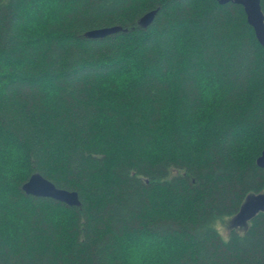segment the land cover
I'll return each mask as SVG.
<instances>
[{"label": "trees", "instance_id": "trees-1", "mask_svg": "<svg viewBox=\"0 0 264 264\" xmlns=\"http://www.w3.org/2000/svg\"><path fill=\"white\" fill-rule=\"evenodd\" d=\"M263 149L242 5L0 0V264H264V211L218 228L264 193ZM34 172L82 206L25 194Z\"/></svg>", "mask_w": 264, "mask_h": 264}, {"label": "water", "instance_id": "water-1", "mask_svg": "<svg viewBox=\"0 0 264 264\" xmlns=\"http://www.w3.org/2000/svg\"><path fill=\"white\" fill-rule=\"evenodd\" d=\"M218 2L220 4L234 2L242 5L247 14L249 24L254 28L259 42L264 47V11L262 9L261 0H218ZM158 11L159 8H156L143 14L138 20V25L142 28L149 27L158 14ZM127 30V28H124L121 25H113L88 30L84 33V35L88 38H102L107 35ZM257 164L260 167H264V149L261 155L257 158ZM22 190L27 195L52 198L65 203L70 207L82 206V200L77 190L58 187L53 181L46 178L40 172L32 173L29 179L23 183ZM256 194L257 195L252 196L248 201H245V199V202H243L239 212L235 214L237 216L234 223L235 227L240 224H245L247 229V222L260 211H264V193ZM229 226L230 229L234 228L232 225Z\"/></svg>", "mask_w": 264, "mask_h": 264}, {"label": "rangeland", "instance_id": "rangeland-1", "mask_svg": "<svg viewBox=\"0 0 264 264\" xmlns=\"http://www.w3.org/2000/svg\"><path fill=\"white\" fill-rule=\"evenodd\" d=\"M255 195H257V194L256 193H250L245 201H248L252 196H255ZM236 219H237V216L234 215V216L227 217V218L223 219L222 221H220L218 228H219V231L222 233L223 236H228L229 231L231 230L229 225H232V227H234L239 232L245 231V229H246L245 224H240V225H237L236 227L234 226ZM248 226H249V221L247 222V227Z\"/></svg>", "mask_w": 264, "mask_h": 264}, {"label": "clouds", "instance_id": "clouds-1", "mask_svg": "<svg viewBox=\"0 0 264 264\" xmlns=\"http://www.w3.org/2000/svg\"><path fill=\"white\" fill-rule=\"evenodd\" d=\"M10 152L12 153L13 157H17L21 155L20 150L15 147L10 148Z\"/></svg>", "mask_w": 264, "mask_h": 264}]
</instances>
